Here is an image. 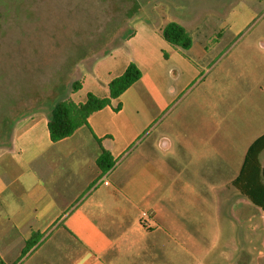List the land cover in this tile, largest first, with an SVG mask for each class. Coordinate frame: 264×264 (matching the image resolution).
Masks as SVG:
<instances>
[{
    "label": "crops",
    "instance_id": "crops-1",
    "mask_svg": "<svg viewBox=\"0 0 264 264\" xmlns=\"http://www.w3.org/2000/svg\"><path fill=\"white\" fill-rule=\"evenodd\" d=\"M236 6V0H142L137 12L143 18L91 62L80 88L65 98L107 97L109 81L130 63L140 71L136 82L58 141L48 130L49 104L26 106L5 123L3 264H125L122 256L137 250L149 221L171 222L166 209L175 193H193V184L174 177L177 169L196 177L201 188L238 197L231 181L250 143L264 133V24L243 36L242 28L251 27L247 18L257 12L249 4L243 26L233 25L231 12L241 13ZM170 22L190 37L188 48L164 39ZM237 43L227 84L207 79L210 54ZM191 94L201 100L198 118L187 123ZM101 148L115 160L105 171L96 163ZM259 157L264 164V150Z\"/></svg>",
    "mask_w": 264,
    "mask_h": 264
},
{
    "label": "rangeland",
    "instance_id": "rangeland-1",
    "mask_svg": "<svg viewBox=\"0 0 264 264\" xmlns=\"http://www.w3.org/2000/svg\"><path fill=\"white\" fill-rule=\"evenodd\" d=\"M236 1L241 13L236 16L235 11L231 12L229 21L233 25L243 26L249 4L256 9V16L251 14L247 18L251 27L242 28L243 36L248 37L256 24H264V0ZM136 3L135 0H22L21 3L10 0V14L0 24V87L26 95L34 93L27 102L32 105H51L70 95L73 80L80 79L96 56L121 42L137 17L143 18ZM4 5L3 9H8L9 5ZM3 9L0 6L1 15L6 11ZM108 22L115 28L99 39ZM82 47L87 48L88 54L79 58L85 50ZM237 49L238 43L211 53V63L204 67L207 79L216 84L217 78H225L223 82L227 84ZM35 92L41 96L37 97ZM189 98L194 99L185 117L187 123L198 118L201 100L199 96L195 100L196 94ZM179 171L174 177L193 184V193L184 191L179 196L175 193L176 202L166 209L171 212V222L149 221L150 229H146L148 232L137 250L130 256H122L125 264H264L261 209L236 190L238 197L227 190L201 188L196 177L178 175Z\"/></svg>",
    "mask_w": 264,
    "mask_h": 264
},
{
    "label": "trees",
    "instance_id": "trees-1",
    "mask_svg": "<svg viewBox=\"0 0 264 264\" xmlns=\"http://www.w3.org/2000/svg\"><path fill=\"white\" fill-rule=\"evenodd\" d=\"M135 1L137 2V6L139 3H142V0ZM21 2L22 0H20V3ZM4 4L9 5L8 9H3V7L5 6ZM10 5V0H0V6L3 10L7 11H4L2 15L0 13V24L3 22V20H7V17L10 14ZM114 28L115 27L113 23L110 22L102 32V35L101 37H99V39L110 35L111 31ZM129 34L130 32L124 35L122 40H124V38ZM162 35L166 41L174 46L188 48L191 43L190 37L179 25L173 22L168 23L164 27ZM118 44H120V42H118L116 45ZM82 48H85V50L79 58L85 57L88 54V52L86 51L87 48ZM110 50L105 49L101 54L96 56L95 59L107 54ZM139 77L140 71L133 63H130L122 74L109 81V95L107 97H99L91 92H88L86 94L84 102L76 103L71 99H66V96H62L61 98H59V100L53 102L50 105V117L48 121V130L51 140L58 141L64 137L71 135L78 127L87 123V118L90 114L103 108L106 105H110L111 100L119 97L130 85L136 82ZM80 86L81 84L78 78L74 79L71 87L72 92L78 90ZM56 88L57 87L53 89L56 90ZM40 94L41 93L35 92L36 96H41ZM33 95H26L24 93H20L19 91L14 92V89L4 86L3 88L0 87V129H3L5 123L18 111L22 110L26 106L32 105V103L29 104L27 102L28 98L33 97ZM22 101L26 103H23ZM120 105V103H116L115 105H113V108L117 110L120 108ZM263 150L264 133L253 140L248 146L240 172L231 181V185L240 194L245 196L252 204L260 208L264 213V164H261L259 157L260 153ZM114 162L115 160L111 156L110 152L104 148H101V152L96 161L98 167L101 170L105 171L110 169L114 165ZM0 264H3V261L1 259Z\"/></svg>",
    "mask_w": 264,
    "mask_h": 264
},
{
    "label": "built area",
    "instance_id": "built-area-1",
    "mask_svg": "<svg viewBox=\"0 0 264 264\" xmlns=\"http://www.w3.org/2000/svg\"><path fill=\"white\" fill-rule=\"evenodd\" d=\"M145 215V213H142V216Z\"/></svg>",
    "mask_w": 264,
    "mask_h": 264
}]
</instances>
